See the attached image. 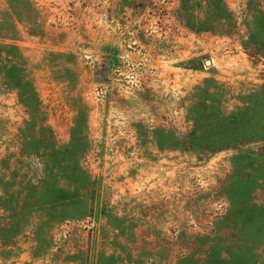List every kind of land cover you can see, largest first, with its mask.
<instances>
[{
	"label": "rangeland",
	"instance_id": "1",
	"mask_svg": "<svg viewBox=\"0 0 264 264\" xmlns=\"http://www.w3.org/2000/svg\"><path fill=\"white\" fill-rule=\"evenodd\" d=\"M0 264H264V0H0Z\"/></svg>",
	"mask_w": 264,
	"mask_h": 264
}]
</instances>
